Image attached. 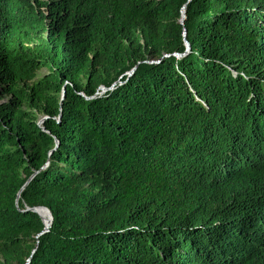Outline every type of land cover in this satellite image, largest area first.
<instances>
[{"label": "trees", "instance_id": "16d2710c", "mask_svg": "<svg viewBox=\"0 0 264 264\" xmlns=\"http://www.w3.org/2000/svg\"><path fill=\"white\" fill-rule=\"evenodd\" d=\"M0 264H264V0H0Z\"/></svg>", "mask_w": 264, "mask_h": 264}, {"label": "water", "instance_id": "95a60500", "mask_svg": "<svg viewBox=\"0 0 264 264\" xmlns=\"http://www.w3.org/2000/svg\"><path fill=\"white\" fill-rule=\"evenodd\" d=\"M186 17H185V9H183L182 10V16H181V19H180V23L181 24H183V22H184V19H185ZM184 35H185V33H184ZM185 47H186V50H185V53L190 49V45H189V43L185 40ZM185 53H183V54H176V56H178V57H180V56H183ZM130 76V75H129ZM101 89L102 90H106L105 88H102L101 87ZM64 97V92L62 93V97H61V99ZM42 119L39 121V125H41L42 124ZM26 184H24V186H25ZM24 186L22 187V188H24ZM27 210H30V211H33V212H35V213H37L40 217H41V219H42V221H43V223H44V225H45V227H44V230L41 232V234L42 233H44V232H46L47 230H48V228L50 227V225H51V223H52V215H51V212L46 208V207H43V206H38V207H34V208H27ZM44 212H48L49 213V218H50V220H49V222L48 223H46L45 221H44V216H43V213ZM35 251V249L33 250V252ZM27 263H29V260H28V262Z\"/></svg>", "mask_w": 264, "mask_h": 264}, {"label": "rangeland", "instance_id": "374dc122", "mask_svg": "<svg viewBox=\"0 0 264 264\" xmlns=\"http://www.w3.org/2000/svg\"><path fill=\"white\" fill-rule=\"evenodd\" d=\"M46 71H47V70H46L45 68L41 69L40 71H38V73H37L38 76H37V77H40L41 75H43L44 73H46ZM133 71H134V69H132V70L126 72L125 74H127V75L129 76V75H131V74L133 73ZM102 88H105V87H102ZM105 89H107V88H105ZM101 91L103 92V91H105V90H102V89H101ZM48 216H49V215H48L47 213H45V217L48 218Z\"/></svg>", "mask_w": 264, "mask_h": 264}, {"label": "bare ground", "instance_id": "6f19581e", "mask_svg": "<svg viewBox=\"0 0 264 264\" xmlns=\"http://www.w3.org/2000/svg\"><path fill=\"white\" fill-rule=\"evenodd\" d=\"M45 213H47L48 215H49V213H48V212H44V213H43L44 221H45L46 223H48L49 220H50V218H49V216H48V218H46V217H45Z\"/></svg>", "mask_w": 264, "mask_h": 264}]
</instances>
